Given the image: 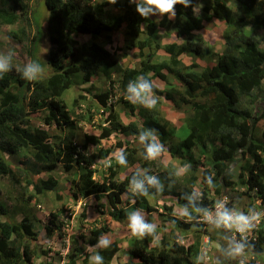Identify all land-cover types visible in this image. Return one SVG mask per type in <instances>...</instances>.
<instances>
[{"label": "trees", "instance_id": "trees-1", "mask_svg": "<svg viewBox=\"0 0 264 264\" xmlns=\"http://www.w3.org/2000/svg\"><path fill=\"white\" fill-rule=\"evenodd\" d=\"M36 2L0 0L2 24L22 21L26 25L15 34L17 38L24 40L26 29L31 30L32 24L37 27L30 54L33 61L46 68V75L37 81L23 79L14 67L0 76V176L15 174L5 155L22 153L25 159L21 175L26 179V187L34 190L31 201L33 197L56 191L59 180L53 172L60 165L66 172L79 166V177L71 182L72 196L77 201L82 198L102 202L100 213L104 218L95 220L87 233L79 238L73 236L68 244L62 240L66 250L60 256L64 264H88L92 252L88 246L96 245L103 235L113 239L110 247L95 250L104 257V264H113L114 260L118 264H197L204 238L214 244L224 241L222 230L205 223L179 220L174 215L180 206L188 204L186 197L193 190L203 193L197 206L211 208L217 199L227 197L229 207L235 204L243 210L250 206L264 209V0H191L188 8L175 6L174 19L165 15L159 22L153 16L141 17L129 0H117L114 5L107 0ZM197 5L202 8L194 13ZM42 8L46 10V18L41 16ZM216 21L225 24L222 53H216L214 46L208 45L200 34L205 23ZM45 28L49 32V49L40 60ZM122 30L127 57L137 51L135 61L139 62L135 68L128 66L123 71L117 59L110 61L115 54L98 42L103 36L111 39ZM163 31L166 38L173 36L177 40L162 44L158 37ZM83 36L89 40L82 44ZM161 54L167 57L160 59ZM185 59L190 60L189 64ZM114 72L120 76L114 78ZM100 75L106 76L102 78L103 85L96 87ZM139 75L155 85L158 104L152 110L125 98L128 83ZM114 84L118 90L113 89ZM81 87L85 93L72 94V90ZM92 89L97 90L92 93ZM116 92H119L117 104L133 116L129 124L114 111L115 103L108 106ZM91 93L93 102L88 101ZM163 103L167 105L165 113ZM82 104L86 112L79 114L77 110ZM100 107L109 114L106 122L110 127L103 128L102 135L86 133L83 146L78 145L76 132L80 123L92 124L90 113L93 109L99 112ZM173 112L185 116L181 128L166 117ZM42 114L40 124H35L37 115ZM55 126L63 129L62 136L50 130ZM145 129L156 130L166 152L180 167L192 165L189 172L181 175V186L171 183L176 171L174 164L163 165L160 158H143L144 147L138 136ZM112 137L116 141L115 151L102 146ZM92 147L97 148L95 153L89 151ZM121 149L127 157V166L119 165L114 158ZM135 166L156 175L164 185V192L132 198L129 181L136 169L131 173L128 170ZM127 172L124 178L120 177ZM210 174L215 189L204 183V177ZM34 177H39L37 182ZM125 194L130 200L127 208L122 206ZM151 197L157 201L172 198L161 206L172 215L170 221L175 220V224H170V232L166 225L158 227L159 235L154 242L150 236L133 237L126 225L123 231L117 230L116 236L111 223L127 220L128 214L136 209L152 214L156 206L152 205ZM258 202L261 206H257ZM25 212L22 222L7 221L4 218L8 212L0 203V264H33L43 255L49 257L42 264H56L51 262L54 261L51 252L46 247L39 248L37 243L40 231L53 237L57 227H53L52 221L44 226L36 215ZM80 218L88 226L87 214ZM259 226L256 241H252L258 253L264 252V221ZM178 231L182 241L176 236ZM123 237L130 240V247L121 245ZM218 255L217 249H212L208 254L210 260L203 264H215ZM250 264H264V255H257Z\"/></svg>", "mask_w": 264, "mask_h": 264}, {"label": "rangeland", "instance_id": "rangeland-1", "mask_svg": "<svg viewBox=\"0 0 264 264\" xmlns=\"http://www.w3.org/2000/svg\"><path fill=\"white\" fill-rule=\"evenodd\" d=\"M230 4H233V1H230ZM41 16L46 18V10L44 8H42ZM153 17L156 19L157 22H159V20L161 19V16H158V15L153 16ZM204 26L205 28L200 34L203 36L204 40L207 42L208 45L211 44L214 46V49H215L214 51L216 53H219V52L222 53V48H223L222 44L224 43L222 34H223V31L225 30V24L216 21V22H213L212 24H207V25L205 23ZM21 28H24V29L26 28L25 23L22 21L19 23L13 24V25L2 24L0 22V53L7 52L9 49H12L14 51L15 55L13 58V67L15 69L17 67H22L26 62L33 60L30 54V49L32 47L33 40L38 34L37 27L34 24H32L31 30L26 29V38L24 40L19 39L15 36V34L17 33L19 34ZM46 28L44 29L45 35H44V38L40 46V53H39L40 55L39 57L41 58L40 60L44 59L43 56L45 55L44 54L45 50L43 48H46L47 50L49 49V39H48L49 32L48 30H46ZM124 33L125 31L123 30L121 32L115 33L114 35L111 36V39H108V36H103L102 37L103 39L100 41L102 44L106 45L107 49H109L112 52V54H115L114 59H111L110 61L112 62L113 60L117 59L116 61H118V66L120 67L122 71L128 66L133 69L139 63L138 61H135V57L137 56V51L130 52L127 57L128 53H125L126 50L125 48H123L124 43H125ZM165 33L166 32L164 31L161 32L158 37V39L161 41L162 44L177 40L173 36L166 38ZM88 40H89V37L87 36L86 37L83 36L80 38V41L82 42V44L87 42ZM119 47L123 49L118 51ZM47 54H48V51H47ZM166 57L167 56H164L163 54H161L160 59H164ZM185 62L189 64L190 60L185 59ZM105 76L100 75L97 83H95L94 86L101 87L103 85L102 78L105 79L104 78ZM118 76L120 75L115 74V72L113 73L114 78H117ZM159 85L164 86V84H159ZM114 86L115 88L113 89L115 90L119 89L117 85L114 84ZM97 89H92L91 92L93 93ZM79 93H85L84 90H82V87L81 89H78V90L77 89L72 90V94H79ZM92 93L88 99V101L90 102H93ZM112 98L113 99L109 101L108 106L113 105L115 103L114 108H113L114 111H116L120 115V117L122 118L123 122H125V124H129L133 116H131V114H128L127 110L123 106H120L119 104H117V100H119V92H116V95H114V97L112 96ZM136 105L138 107H141L138 104ZM166 107L167 105L163 103L162 112L165 113ZM85 108H86L85 105L82 104V107L78 108L79 110H77V112L79 114L86 112ZM91 114H92V124L84 125V123L81 122L79 125V129L76 132L78 136L77 144L80 146H83V143L85 140V138L83 137L86 135V133L89 135H102L103 128L110 127L109 123L106 122L109 114L107 113V111H104L102 107H100L99 112L93 109L90 115ZM88 115H89V112L87 116ZM42 116L43 114L37 115V118H35L34 123L39 125L40 119ZM166 117H168L171 121H173L174 124H177L180 128L183 126L182 124H184L185 116H183L182 114L173 112V113L168 114ZM50 130L54 134H56V136L63 135L62 128L55 126L54 128H50ZM115 145H116V141L114 137H112L111 140H109V142L102 143V146L110 147L113 151H115V148H114ZM89 151L90 152L94 151L95 153L97 151V148L92 147L90 148ZM5 157L12 163L13 168L15 170V174L13 176H8V177L0 176V203L5 206L8 212V215L5 216L4 219H7V221H10V222L13 221L16 223H20L23 221L24 217L26 216L25 211H27L31 213V216L33 214L36 215V218H38L44 226L49 225V222L52 221L54 223L53 227L54 228L57 227L54 233V236L46 237V231H40L39 237L41 238L39 239V242L37 244L39 248L46 247L47 252L49 251L51 252V255L54 256V261H51L52 263L54 262L56 264H64V262L61 261V256H60L61 252L66 250L64 248V241L62 240L65 239L68 244V241H71V238L73 236L79 238L81 235H84L85 233H87L88 230H90V228L93 227V225L91 224H93L95 220L99 219L100 217L104 218V216H102L100 213L102 211L101 209L102 202H98L94 199L85 200L82 198H80L78 201L75 200L72 196L74 194V189H73L74 186L71 184V182L72 180H74V178L79 177L80 170L78 171V168H76V170H73L72 172L68 173L64 170L62 166H59L53 172V175L59 180V185L56 191L52 193H47L45 195H38L36 197H33V199L30 201L29 198L30 196L34 195V190L31 186L26 187L25 185L26 179H23V176L21 175V167H22L21 164L23 160L25 159L24 155L22 153L15 154V155L6 154ZM159 158L163 165L174 164L176 167V171L180 168L178 161L175 159H172L169 152L163 153L162 156ZM98 168L99 170H104L102 167H98ZM94 169H96V167H94ZM135 169L137 170L141 168L140 166L139 167L135 166L132 169L128 170V172L131 173V171ZM128 172L125 173L124 175H120V177L122 176V178H124L128 174ZM181 175L183 176V174ZM181 175L175 176L173 179H171V183H173L174 186L176 187L181 186V182L183 180ZM42 176L45 177L46 175L44 174ZM95 177L97 176L95 175ZM38 179L39 177H34L33 180L37 182ZM164 199L170 202L172 200L171 197H166ZM122 200L124 202L122 206L127 208V204L128 202H130L129 195H126V194L123 195ZM165 200L159 199L157 201L156 198L151 197L150 201L152 205L156 206V210L152 214H149L145 211L144 213L148 221L155 223L157 225V228L166 225L168 232H170L169 231V228L171 226L170 217H172V215H169L168 213H166L164 209H162L161 207ZM257 204H258L257 206H261L260 202H258ZM257 210H262V207H259V208L257 207ZM83 213H86L88 220H90V223H88V226L86 225L87 224L86 220L81 222L80 217ZM53 214L57 216L53 217ZM110 218L111 217H107L106 219L110 220ZM178 219L181 220L180 218ZM112 221L113 220L111 219V222ZM112 223H111V226H113V230L115 231V233L114 232L113 233L116 234L117 236V233H118L117 230L121 229L123 231L126 228L125 226L128 225V220H123L120 223H115V222L113 224ZM176 236L179 240L181 241L183 240L182 238L183 236H181L179 231L176 233ZM129 244H130V240L126 237H123V239L121 240V245H123L124 248H128L130 247ZM216 246L217 244L210 243L209 238L207 237L204 238L202 253L204 251L207 252L208 261L210 260V258L208 257L209 252L212 249L216 248ZM99 250L100 249H98V251ZM48 257L49 255H43L39 259H36L33 264H42L46 262ZM113 264H118V263L116 260H114Z\"/></svg>", "mask_w": 264, "mask_h": 264}, {"label": "clouds", "instance_id": "clouds-1", "mask_svg": "<svg viewBox=\"0 0 264 264\" xmlns=\"http://www.w3.org/2000/svg\"><path fill=\"white\" fill-rule=\"evenodd\" d=\"M107 2L114 5L117 3V0H107ZM129 3L135 4L136 12L145 19L151 16L158 15L162 17L167 15L172 20L176 16V5H182L185 8L191 6V0H129ZM201 8L202 5H197L193 8V12L198 13ZM100 44L102 43L100 42ZM43 49L45 50V54L48 50L46 48ZM14 55L15 53L12 49L0 53V76L12 70ZM16 70L22 75L23 79L28 81H37L46 75L45 68L42 64L33 60L26 62L22 67H17ZM154 87L155 85L151 80L147 79L144 75H139L135 80L128 83L125 98L133 104H138L146 109L152 110L158 104V97L154 92ZM112 99L111 96L109 100L111 101ZM109 106L111 107L112 105ZM138 139L144 147L143 158L145 160H156L167 151L165 146L159 141L155 129L140 131ZM114 158L119 165L127 166V157L122 149L117 150ZM60 166L63 167V165ZM191 167L192 165L190 163H186L177 171H174L172 175L179 176L186 174L190 171ZM76 168H78V171L80 170L79 166H76ZM76 168L73 170H76ZM229 171H232L231 165H229ZM147 173V169H137L131 176L129 192L132 194V198L137 196H156L164 192V185L158 177ZM204 183L209 189H215L216 185L213 174L206 175L204 177ZM153 188L156 190L154 193L149 191ZM202 198L203 193L200 190H193V194L186 197L188 204L180 206L174 215L178 218L185 219L186 222H202L212 229H220L223 231L224 243L217 244L216 246L219 255L215 259V264H226V262L250 264L257 255H264V252L258 253L256 251V246L252 242L253 240L256 241L255 232L259 230V224L264 221V209L257 210L256 207L250 206L246 210H243L235 204L229 207L227 197L217 199L211 208L197 206L196 202L202 200ZM127 220V227L133 237L145 238L150 236L154 242L156 241L159 235L157 233V225L148 221L142 209L131 211L127 216ZM170 223L175 224V220L170 221ZM111 243V239L107 235H103L98 238L96 245L88 246L92 250L91 255L88 257L89 264H104V257L95 250L106 249L111 246ZM206 260L207 252L204 251L198 255L197 264H203Z\"/></svg>", "mask_w": 264, "mask_h": 264}]
</instances>
